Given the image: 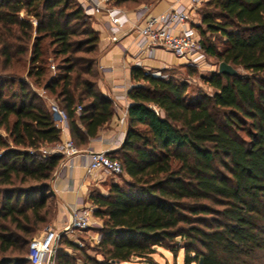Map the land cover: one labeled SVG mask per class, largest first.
I'll return each instance as SVG.
<instances>
[{
	"label": "trees",
	"instance_id": "16d2710c",
	"mask_svg": "<svg viewBox=\"0 0 264 264\" xmlns=\"http://www.w3.org/2000/svg\"><path fill=\"white\" fill-rule=\"evenodd\" d=\"M203 4L195 28L205 53L247 73L213 72L204 77L213 93L189 102L187 83L133 69L125 139L109 153L130 181L92 192L103 259L84 254L86 264H155L157 247L179 243L187 264H264V0ZM90 21L79 0H0L1 70L30 51L27 76L67 112L78 148L115 114L98 88L100 37ZM207 33L222 47L207 45ZM0 128V264H32L29 243L55 216L51 182L64 159L42 150L62 132L51 102L12 73H0ZM53 264L79 263L58 247Z\"/></svg>",
	"mask_w": 264,
	"mask_h": 264
},
{
	"label": "crops",
	"instance_id": "0c3cea01",
	"mask_svg": "<svg viewBox=\"0 0 264 264\" xmlns=\"http://www.w3.org/2000/svg\"><path fill=\"white\" fill-rule=\"evenodd\" d=\"M87 3L86 0H79ZM206 2V1H205ZM126 11L130 22L118 30L110 25L106 14L93 16V27L99 32V57L97 70L99 91L109 97L115 106V114L100 130L96 137L90 138L87 145L79 148L81 152L68 160V166L57 169L51 182V190L56 199L55 216L51 225L58 231H63L69 222L71 210L75 207H92L91 194L97 188L104 192L106 186L114 183L107 181V172L102 170L91 171L88 168L89 159L87 152L117 151L123 144L127 125L120 123V118L132 103L129 92L137 83L133 77V69L140 67L147 71L170 68L178 64L186 63L173 53L161 48L149 49L141 46L138 30L135 23L142 24L143 18L140 12L148 7L149 14H159L172 8L184 7L192 9L191 0H157L149 4L127 8L117 6ZM199 13L191 15L192 25L198 26L201 18L196 19ZM200 16V15H199ZM116 35L118 39L113 40ZM202 60L198 57L197 63ZM52 103V101L50 100ZM71 138L69 129L61 135V140ZM102 191H99L102 193ZM106 192V191H105ZM108 192V191H107ZM45 264H53L48 260Z\"/></svg>",
	"mask_w": 264,
	"mask_h": 264
},
{
	"label": "built area",
	"instance_id": "2783aa9c",
	"mask_svg": "<svg viewBox=\"0 0 264 264\" xmlns=\"http://www.w3.org/2000/svg\"><path fill=\"white\" fill-rule=\"evenodd\" d=\"M86 1L87 3L82 5L90 18L94 15L106 14L109 24L114 25L118 30L130 22L126 11L112 5V0ZM205 1L207 0H191L192 9L172 8L154 15L148 13V7L143 8L140 12V17L143 18L142 24L139 25L136 22L134 25L139 33L141 46L149 49L161 48L183 59L187 64H197L198 57L203 56L204 48L197 29L191 23V15ZM112 38L115 41L118 39L116 35ZM51 109L56 125L61 129L62 134L65 133L69 129L67 112L55 103H51ZM81 110L82 107L78 105L77 111ZM126 117L127 111L120 118L121 124L126 122ZM80 152L81 150L71 138L61 140L42 150L44 155L64 156L59 168L68 166L69 158ZM86 154L89 159V170H102L113 175L124 173L120 160L110 156L107 151L90 150ZM95 223L93 207L73 208L69 222L63 231H58L48 224L39 236L30 241L28 259L32 264H45L50 259V255L56 253L63 234L70 235L74 230L90 229ZM97 241L99 242V238Z\"/></svg>",
	"mask_w": 264,
	"mask_h": 264
},
{
	"label": "rangeland",
	"instance_id": "374dc122",
	"mask_svg": "<svg viewBox=\"0 0 264 264\" xmlns=\"http://www.w3.org/2000/svg\"><path fill=\"white\" fill-rule=\"evenodd\" d=\"M152 1L155 0H141L140 2L143 4H149ZM205 4H202L198 7L197 12L201 13L203 7ZM115 6V5H114ZM131 6H127L129 8ZM23 17H26L25 12L21 14ZM195 16L196 19H199L200 16ZM93 17L91 18L90 24L93 27ZM205 41L208 44L214 43L218 45V48L222 47L221 37L219 35H212L210 33L206 34ZM29 53L28 51L26 54L19 56L16 60L13 62V65L10 69L6 70L5 72L1 70L0 73H8L12 76H16L17 79H24L25 82L28 83V86L31 90H33L35 93H39L42 95L43 102L44 100L49 102L52 100L46 94L42 88L36 86L33 82V78L29 79L27 76V70H28V60H29ZM52 55V54H51ZM52 58H50L51 60ZM53 64V62H52ZM218 65L219 61L215 56H211L209 54H206L205 51H203L202 60L198 62L197 64H178L170 68L160 69V70H154L149 71L152 74H155L157 77H162L164 79H169L172 81H175L176 83H187L188 84V90L185 95V98L189 102H197L200 99H202L204 94H212L213 89L207 84V82L204 80V77H209L213 72L218 71ZM51 69L53 70L52 66ZM238 70L242 74H246L247 72L243 70L242 68L238 67ZM147 71V70H146ZM0 134L6 136V132L3 128H0ZM107 181L110 182H117L120 184H124L125 181H130V177L124 172L120 175H113L107 173ZM112 185V184H111ZM110 185V187H111ZM109 186H106L104 192L100 189H96L93 192H99L102 191V193L107 194L110 190ZM106 191V192H105ZM94 218L96 220V223L93 224V226L90 229L87 230H74L70 235H62L58 247H62L65 249V251L72 257L76 259V261L79 264H86L84 261V254H88L90 256H95L98 260H102L103 257L101 254L97 253V245L99 238L100 240V229L103 225V219L98 218L94 215ZM50 224V223H49ZM48 225V224H47ZM46 226V225H45ZM44 226V227H45ZM44 227L39 230L36 234H34L31 237V240L35 237L39 236V234L42 232ZM70 240L73 243H75L78 247L81 249H73L71 247H65L64 241ZM28 249V246H26ZM152 261L155 264H187L185 262V249L181 247V244L177 245V247L174 250H171L170 248L159 246L156 248V252L152 254ZM144 262H141L139 259H134L133 262H124L119 264H142ZM196 264V263H193Z\"/></svg>",
	"mask_w": 264,
	"mask_h": 264
},
{
	"label": "water",
	"instance_id": "95a60500",
	"mask_svg": "<svg viewBox=\"0 0 264 264\" xmlns=\"http://www.w3.org/2000/svg\"><path fill=\"white\" fill-rule=\"evenodd\" d=\"M218 73L220 74H227V75H231V76H237L239 74L238 69H236L235 67H233L231 64L225 62V61H221L218 65ZM55 257V253H52L50 255V261L52 262L54 260Z\"/></svg>",
	"mask_w": 264,
	"mask_h": 264
}]
</instances>
